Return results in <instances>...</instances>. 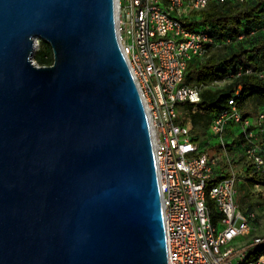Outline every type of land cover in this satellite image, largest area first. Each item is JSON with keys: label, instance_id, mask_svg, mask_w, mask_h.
Instances as JSON below:
<instances>
[{"label": "water", "instance_id": "obj_1", "mask_svg": "<svg viewBox=\"0 0 264 264\" xmlns=\"http://www.w3.org/2000/svg\"><path fill=\"white\" fill-rule=\"evenodd\" d=\"M0 264H167L115 0H0Z\"/></svg>", "mask_w": 264, "mask_h": 264}, {"label": "built area", "instance_id": "obj_2", "mask_svg": "<svg viewBox=\"0 0 264 264\" xmlns=\"http://www.w3.org/2000/svg\"><path fill=\"white\" fill-rule=\"evenodd\" d=\"M213 1L250 0H115L116 34L151 130L167 264H264V255L247 259L250 249L264 243V236L234 243L252 234L255 214L238 207L233 174L207 187L215 158L200 147L185 117L197 111L201 91L200 86L185 84L188 62L218 44L205 28H189L183 19ZM228 104L229 109L211 119L212 136L225 149L226 127L237 125L249 143L246 159L256 169L263 168L264 158L249 128L262 131L264 114L258 113L255 121L243 118L234 98Z\"/></svg>", "mask_w": 264, "mask_h": 264}, {"label": "trees", "instance_id": "obj_3", "mask_svg": "<svg viewBox=\"0 0 264 264\" xmlns=\"http://www.w3.org/2000/svg\"><path fill=\"white\" fill-rule=\"evenodd\" d=\"M183 20L189 28H205L218 44L204 57L193 58L187 65L185 84L201 87L200 101L195 105L197 111L190 113L193 125L198 126L201 122V128L193 129L192 133L204 131L215 115L229 109L228 100L231 98L235 99L243 118L253 120L258 113L264 114V0L242 3L213 1ZM50 49L49 45L41 42L33 53V59L41 66L52 64ZM221 80L229 83L215 90L204 87ZM237 90L238 95L235 94ZM185 107L191 110L193 104ZM260 128L262 131L252 125L249 129L254 131V136H260L259 140L255 136L254 142L264 158V119ZM234 145L241 146L244 153L249 145L239 129L230 143L225 142L226 148ZM228 176H212L207 180V187ZM243 178L252 185L264 186V167L256 169L248 163ZM260 255H264V243L250 249L247 259Z\"/></svg>", "mask_w": 264, "mask_h": 264}, {"label": "rangeland", "instance_id": "obj_4", "mask_svg": "<svg viewBox=\"0 0 264 264\" xmlns=\"http://www.w3.org/2000/svg\"><path fill=\"white\" fill-rule=\"evenodd\" d=\"M196 29L200 28L196 27ZM41 42L46 45H49L45 41L37 40V46L35 47V50L39 49V47L41 46ZM33 61L35 62V64L39 65L35 59H33ZM228 83V80H221L206 85L204 87L215 90L224 87ZM185 117L192 126V130L201 128V122L198 126L193 125L190 113H185ZM252 119L255 121L254 117ZM236 128L237 125H229L226 127L224 133V139H226L225 142L227 141V143H230L236 137L238 130ZM193 134L194 136H197V141L200 143L201 148L208 144L207 141L211 143L208 148H212L210 149V152L212 153L211 155L215 158V162L212 166V175L216 174L223 176L227 174H233L235 178L234 180L237 192L236 203L238 207L242 211H252L255 214L256 220L254 221V223H252V234H249L248 237L237 238L234 243H242L246 239L250 238L252 235L264 236V186L252 185L243 178L244 170L248 163H250L243 154V149H241L240 147L237 148L236 145L230 146V148H221L218 144V139L212 136L210 129L194 132ZM255 136L257 140H259L260 136L258 134Z\"/></svg>", "mask_w": 264, "mask_h": 264}, {"label": "crops", "instance_id": "obj_5", "mask_svg": "<svg viewBox=\"0 0 264 264\" xmlns=\"http://www.w3.org/2000/svg\"><path fill=\"white\" fill-rule=\"evenodd\" d=\"M206 129H209V126L206 128ZM205 129V130H206ZM237 129V128H236ZM229 132V131H228ZM226 140V139H225ZM208 142V144L206 145V146H204L203 148H205L207 151H208V153L209 154H212L211 152H210V149H212V148H208L209 147V145H211V143L209 142V141H207ZM212 142V141H211ZM213 144H215V143H213ZM218 146V145H217ZM237 148H239V147H241V146H236ZM242 148V147H241ZM214 149V148H213ZM243 154H244V150H243ZM214 177H217V176H222V175H216V174H214L213 175Z\"/></svg>", "mask_w": 264, "mask_h": 264}, {"label": "bare ground", "instance_id": "obj_6", "mask_svg": "<svg viewBox=\"0 0 264 264\" xmlns=\"http://www.w3.org/2000/svg\"><path fill=\"white\" fill-rule=\"evenodd\" d=\"M36 46H37V43H36ZM36 46H35V47H36Z\"/></svg>", "mask_w": 264, "mask_h": 264}]
</instances>
